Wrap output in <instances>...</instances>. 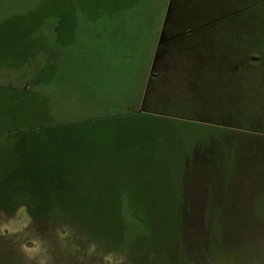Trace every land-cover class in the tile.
<instances>
[{"label":"rangeland","instance_id":"obj_1","mask_svg":"<svg viewBox=\"0 0 264 264\" xmlns=\"http://www.w3.org/2000/svg\"><path fill=\"white\" fill-rule=\"evenodd\" d=\"M41 1L0 0V23ZM56 16L77 24L63 49L76 67L61 73L93 88L69 94L57 118L131 114L87 125L111 127L100 133L115 139L103 165L122 168L94 201L145 224L128 227L120 247H99L103 257L66 261L74 241L33 230L26 207L2 211L0 264H264V0H47L22 34L30 53L46 49ZM41 67L1 71L0 85L21 88ZM142 93L153 114L129 103Z\"/></svg>","mask_w":264,"mask_h":264},{"label":"trees","instance_id":"obj_2","mask_svg":"<svg viewBox=\"0 0 264 264\" xmlns=\"http://www.w3.org/2000/svg\"><path fill=\"white\" fill-rule=\"evenodd\" d=\"M46 5L47 0H42L30 11L0 23V72L22 71L35 60L42 62L35 74H27L23 87L0 85V94L10 91L6 100L0 102V122L4 125L0 129V214L6 211L11 216L17 209L26 207L33 230L40 227L41 234L56 230L63 235V241L76 243L67 249L66 261H74L72 258L82 261L87 256L92 259L94 254L103 252L100 258L108 253L99 247L108 243L120 247L127 228L145 224V217L134 210L124 213L125 208L119 213H107L115 208L110 199L94 201V197H107L101 194L117 188L111 176L122 168L103 165L112 158L108 154L110 149L105 153L101 148L105 151L109 142L114 145L115 139L100 133L110 131L111 127L92 129L87 125L114 124L125 121L131 114H104L80 122L59 121L57 116L65 109L61 102L68 100L69 94L75 97L82 88H93H85L76 78L69 79L61 73L66 66L76 67L63 51L76 39L75 18L55 17L48 25L54 37L48 39L47 50L44 45L41 52L30 53L23 43L26 25L36 18H44ZM35 29L47 39L45 30L48 29L43 26ZM43 56L44 59H39ZM141 97L142 94L130 97L129 103L138 102ZM144 100L141 104L144 113L153 114L145 110ZM29 234L26 231L25 235ZM48 245L51 247V242ZM118 247H115L117 251ZM50 250L51 261L54 250ZM111 250L114 253V247Z\"/></svg>","mask_w":264,"mask_h":264},{"label":"crops","instance_id":"obj_3","mask_svg":"<svg viewBox=\"0 0 264 264\" xmlns=\"http://www.w3.org/2000/svg\"><path fill=\"white\" fill-rule=\"evenodd\" d=\"M150 72H151V69H148V71H147V73H146V76H145V80H146V82H147V86H148V83L150 82V78H149V76H150ZM147 86H146V88H147ZM145 94H146V93H145ZM145 94L143 95V93H142L141 100L138 101V102H133V103L142 104V100H144Z\"/></svg>","mask_w":264,"mask_h":264}]
</instances>
